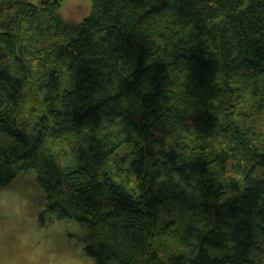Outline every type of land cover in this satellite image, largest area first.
Masks as SVG:
<instances>
[{
    "label": "trees",
    "instance_id": "1",
    "mask_svg": "<svg viewBox=\"0 0 264 264\" xmlns=\"http://www.w3.org/2000/svg\"><path fill=\"white\" fill-rule=\"evenodd\" d=\"M90 2L0 0V188L96 264H264V0Z\"/></svg>",
    "mask_w": 264,
    "mask_h": 264
},
{
    "label": "rangeland",
    "instance_id": "2",
    "mask_svg": "<svg viewBox=\"0 0 264 264\" xmlns=\"http://www.w3.org/2000/svg\"><path fill=\"white\" fill-rule=\"evenodd\" d=\"M26 1L37 4L40 0ZM90 9V0H64L60 14L66 22L75 24ZM257 117L253 124L264 131V109ZM259 173L264 177V167ZM5 188H14L16 193L23 194L27 208L19 218L7 213L0 215V264H96L94 257L84 252L85 229L76 220L57 219L49 213H45L43 222L39 220L45 200L33 170L25 171Z\"/></svg>",
    "mask_w": 264,
    "mask_h": 264
},
{
    "label": "clouds",
    "instance_id": "3",
    "mask_svg": "<svg viewBox=\"0 0 264 264\" xmlns=\"http://www.w3.org/2000/svg\"><path fill=\"white\" fill-rule=\"evenodd\" d=\"M27 208V198L16 193L14 188H0V215L9 214L14 217H22Z\"/></svg>",
    "mask_w": 264,
    "mask_h": 264
}]
</instances>
